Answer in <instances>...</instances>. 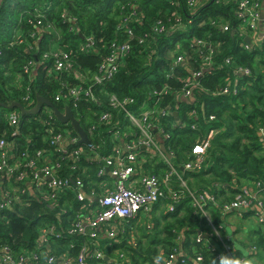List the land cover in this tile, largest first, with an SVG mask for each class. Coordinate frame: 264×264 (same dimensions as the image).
<instances>
[{"label": "trees", "instance_id": "1", "mask_svg": "<svg viewBox=\"0 0 264 264\" xmlns=\"http://www.w3.org/2000/svg\"><path fill=\"white\" fill-rule=\"evenodd\" d=\"M131 4L138 8L137 11L143 17L140 24L132 26L136 36L152 34L153 26L159 20L167 23L170 11L175 10L168 0H0V104L18 102L30 110L36 106L39 95L51 101L62 112L70 107L88 134L93 148L80 146L93 157L96 153L106 157L112 149L108 128L101 127L93 134L89 133L100 114L112 112L116 121L125 127L129 125L120 110H112L110 107V96L134 98L137 104L131 109L140 112L154 103L155 91L168 87L169 93L164 95L162 106L170 104L172 112L162 118L161 124L169 137L160 136L166 150L175 154V163L192 160V146L210 128L217 132L212 139L205 167L196 173L180 170L188 187L200 192L210 191L219 202L227 203L243 185L257 180L264 183V135H258V129L264 127V42L260 48L247 51L241 46L245 39L236 32H221L208 23L200 27L209 15L229 16L231 6L206 5L197 12L186 32L155 36L147 46L133 41L130 55L115 77L102 86L94 87L97 101H57L64 84L73 86L78 81L73 74L55 73L53 60H44V53L59 43L62 49L73 55L75 70L95 74L108 54L107 43L116 37V26L125 13L121 6ZM37 12L43 16V32L33 38L31 33L34 27L28 23L27 17ZM230 21L232 25L235 24L233 19ZM192 36L217 41L221 45L219 55L214 69L205 71L199 78L200 87L193 92L195 102L177 103L175 96L182 90V80L192 77L190 70L199 67L200 55L197 49L187 48V54L192 58L187 69L175 67L173 61L176 56L171 55L168 50L173 49L177 43L188 44ZM89 37H94V49L89 53L80 52V46ZM227 60H230V65L226 64ZM26 68L31 72L26 73ZM238 68L251 72L249 76H239L238 94L215 97L214 92L224 87L226 79L233 78ZM27 89L31 90L33 103L30 105L23 101ZM47 108L44 107L36 116H21L16 110L20 114L21 134L18 138L21 141L32 140L34 148H48L45 124L49 118ZM192 109H198V121L188 116ZM13 111L15 110L0 108V137H11L12 129L6 116ZM175 113L178 115L175 116ZM212 115L216 120L209 122ZM53 121L56 128H69L78 136L70 124L64 125L56 118ZM194 123L201 124L199 133L191 129ZM102 164V161L83 158L80 171L72 172L66 165L62 177L66 178L74 173V178H82L87 185L90 181L99 179L97 172L103 167ZM84 168L89 169L92 180L81 173ZM165 168L163 162L158 165L149 162L145 165L146 171L158 176L163 175ZM105 178L107 179V175L103 177ZM175 183L172 186L177 190L178 185ZM169 203L173 202L167 198L165 190L164 196L151 210L153 229H140V234L135 236L137 246L130 244L129 235L121 239L116 248L127 256L128 262L123 264H161L164 257L175 251L190 255L194 249L204 256L206 264L211 263V254L203 244L196 242L200 233L205 236V232L209 230L206 220L190 208L188 197L175 205L173 212L167 210ZM79 206L74 197L69 195L59 200V206L54 211L47 207V202L42 201H33L27 208L9 211L6 213L8 223L0 222V244L8 245L15 255H19L24 249L34 250L40 226L54 223L65 229L69 226L68 219ZM209 211L213 221L218 223L220 215L217 209L209 208ZM135 225V221H132L128 227L134 228ZM258 232L257 246L264 256V237L259 230ZM82 243L81 237L65 234L54 240L52 248L57 254L67 252L75 257ZM113 248L110 242L104 243L106 256L113 257ZM87 262L100 264L91 259Z\"/></svg>", "mask_w": 264, "mask_h": 264}, {"label": "built area", "instance_id": "2", "mask_svg": "<svg viewBox=\"0 0 264 264\" xmlns=\"http://www.w3.org/2000/svg\"><path fill=\"white\" fill-rule=\"evenodd\" d=\"M169 2L175 10L170 11L167 23L159 20L153 26L152 34L145 33L142 36H136L132 28L133 25L140 24L143 18L137 11L138 8L132 4L122 5L121 9L125 13L116 26V37L107 43L108 54L103 58L95 74H84L75 70L72 63L73 55L62 49L59 43L54 44L44 53V60H53L55 73L73 74L78 81L73 86L64 84L61 88L62 92L57 96V101H97L94 87L102 86L115 77L126 63L133 41H137L141 46H147L155 36L186 32L197 16V12L206 5L231 6L232 8L229 16L209 15L207 21H203L200 27L208 23L221 32L233 31L243 39L249 38L250 44L244 42L241 45L247 51H253L263 45L264 0H168ZM42 19L43 16L38 12L27 17L28 23L34 27L31 33L33 38L43 32ZM231 19L235 21L234 25ZM95 44L94 37H89L80 46L79 51L89 53L94 49ZM220 46L217 41L192 36L188 44L177 43L173 49L168 50L171 55L176 56L173 61L174 66L187 69L192 59L187 54V48L197 49L200 55L199 67L190 70L192 77L182 80V90L175 96L177 103L195 102L193 92L200 87L198 80L205 71L214 69ZM230 63V60H227L226 64L230 65ZM31 67L34 70L33 64ZM29 71L30 69L26 68L25 72ZM234 74L233 78L226 79L224 87L214 92L215 97L237 95L239 76H249L251 72L248 69L238 68ZM30 92L31 90L27 89V94L23 96V101L28 105L33 103ZM168 93V87L155 91L154 103L144 107L140 112L131 109L137 104L134 98L120 99L116 95L110 96V107L112 110H120L129 125L125 123L128 125L125 127L121 122L116 121L112 112L100 114L89 133L93 134L101 127L108 128L112 149L106 157H101L97 153L94 157L91 156L80 146L79 137L69 128L63 130L56 128L53 121L55 116L50 108H47L49 118L45 122L48 148H34L35 144L32 140L21 141L18 138L21 134L20 114L16 110L6 116L12 131L10 138L5 135L0 137V222L8 223L7 212L27 208L33 201L47 202V207L54 211L59 206V200L71 195L80 206L68 219L69 226L65 229L54 223L40 226L34 250L24 249L19 255H15L8 245L0 244V264H88V259L99 261L100 264L126 263L127 256L116 246L126 235L131 237L130 244L137 246L135 236L138 235L140 221L145 218L142 226L149 231L153 229V220L146 215L151 213L152 207L164 196L165 190H167V198L174 203L167 205L168 211L173 212L175 205L188 197L190 208L206 220L209 230L205 232V236L200 233L196 242L203 244L211 254L213 259L210 264H221L222 260L228 262L257 256L260 249L257 246H247L248 257L246 258L243 254L237 255L232 243L233 238L225 235L223 228L224 220L232 214L241 219L251 217L256 221L264 237V183L257 180L243 185L227 203L219 202L210 191L191 190L180 170L196 173L205 167L212 139L217 132L210 128L199 142L192 146V160L175 163V154L167 151L169 158L161 147V143L164 144L161 136L169 137L161 124L162 118L166 117L170 111L172 112L170 104L162 106L163 97ZM197 110L192 109L189 112L188 116L192 120L198 121ZM215 120L214 115L210 116L209 122ZM191 129L198 132L201 124L194 123ZM258 135H264V127L258 129ZM83 158L102 161L103 167L97 172L99 179L95 182L90 181L86 185L82 178H74V173L66 178L62 177L66 165L72 172L80 171ZM157 158L166 167L163 175L160 176L145 170V165L149 162L152 165L160 164L156 161ZM81 173L91 179L88 168H84ZM106 175L111 176L114 182L110 183L106 178L103 179ZM174 182L178 185L177 190L172 186ZM209 208L217 209L220 215L218 223L213 221ZM132 221L136 223L134 228L128 227ZM65 234L83 239L81 249L75 257L67 252L57 254L52 248L54 240L62 238ZM106 242L114 246L111 250L113 257L106 256L104 249ZM179 252L175 251L168 257H164L161 264H206L204 256L196 249L190 255ZM105 260L106 263L103 262Z\"/></svg>", "mask_w": 264, "mask_h": 264}, {"label": "water", "instance_id": "3", "mask_svg": "<svg viewBox=\"0 0 264 264\" xmlns=\"http://www.w3.org/2000/svg\"><path fill=\"white\" fill-rule=\"evenodd\" d=\"M245 42L250 44V39L246 38ZM44 107H48L53 111V114L55 116V118L62 124L64 125H68L70 124L71 127L73 128V130L75 131V133L78 135L79 137V144L80 145H84L87 146L89 148H92V142L89 139L88 134L86 133V131L83 129V127L81 126L80 122L76 119L73 111L70 109V107H66L65 110L62 112L59 109H57L54 104L45 99L44 97H41L39 95H37V104L33 109H25L23 107L22 104L18 103V102H12L9 105L6 104H0V108H4L7 110H18L21 114V116H26V115H30V116H36L39 115L42 111V109H44ZM178 114L175 113V116H177ZM162 146V150L163 152L170 158L169 153L167 152L164 144L161 143Z\"/></svg>", "mask_w": 264, "mask_h": 264}, {"label": "crops", "instance_id": "4", "mask_svg": "<svg viewBox=\"0 0 264 264\" xmlns=\"http://www.w3.org/2000/svg\"><path fill=\"white\" fill-rule=\"evenodd\" d=\"M155 165H158V164L156 163ZM107 176H108L107 180H109L108 182L113 183L114 179L111 176H109V175H107ZM146 216L147 217H152L151 213H148ZM232 217L237 218V220L236 219L232 220ZM252 220H253V218H251V217H245V218L241 219V218L237 217L235 214H232V215L228 216L224 220V228H223L224 234L229 236L227 234V229L230 228L231 231H232V236H230V237H232L234 240L240 242L243 246L246 247V249H247V246L257 245V243L259 241V237H258V234H257V233H259L258 230H257L258 228H256V230H251L249 232V234H247V233H243V230L246 228V224L242 227L240 225V223H238V221L239 222L243 221L242 223H247V222H250ZM235 252L239 256L243 254L241 251H237L236 249H235ZM244 256H245V258L248 257L247 255H244ZM248 259L253 260L254 264H264V256H263L262 250H261L259 256H256V257H253V258L249 257Z\"/></svg>", "mask_w": 264, "mask_h": 264}, {"label": "rangeland", "instance_id": "5", "mask_svg": "<svg viewBox=\"0 0 264 264\" xmlns=\"http://www.w3.org/2000/svg\"><path fill=\"white\" fill-rule=\"evenodd\" d=\"M156 161H158V163H161L159 158H157ZM235 219L237 220V218L232 217V220H235ZM145 220H146V218H145L144 220H141V221H140V226H138V229H137L138 234H140V229L144 228V227L142 226V224H144ZM242 222H243V221H242ZM242 222H239V221H238V223H240V225H241L242 227L246 224V228L243 230V233H247V234H249V232H250L251 230H256V228H258V225H257V223H256L255 220H252V221L247 222V223H242ZM257 230H259V229H257ZM259 231H260V230H259ZM260 232H261V231H260ZM227 234H228L229 236H232V231H231L230 228L227 229ZM232 241H233L232 243L234 244V247H235V249H236L237 251H241L244 255H247V249H246L245 246H243L240 242H238V241H236V240H234V239H232ZM213 243H214V242H213ZM214 245L217 246V244H214ZM253 246H257V245H253ZM257 247H258V246H257ZM260 252H261V250L259 249V252H258L257 256H259ZM259 262H260V261H259Z\"/></svg>", "mask_w": 264, "mask_h": 264}, {"label": "clouds", "instance_id": "6", "mask_svg": "<svg viewBox=\"0 0 264 264\" xmlns=\"http://www.w3.org/2000/svg\"><path fill=\"white\" fill-rule=\"evenodd\" d=\"M221 264H254V261L251 259H243V260L235 259L233 261H228V262L222 260Z\"/></svg>", "mask_w": 264, "mask_h": 264}, {"label": "snow or ice", "instance_id": "7", "mask_svg": "<svg viewBox=\"0 0 264 264\" xmlns=\"http://www.w3.org/2000/svg\"><path fill=\"white\" fill-rule=\"evenodd\" d=\"M199 151V149H197Z\"/></svg>", "mask_w": 264, "mask_h": 264}]
</instances>
